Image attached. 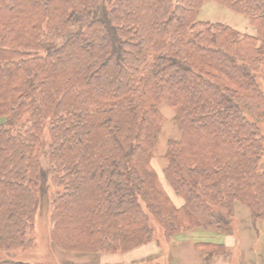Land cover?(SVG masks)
<instances>
[{
  "label": "trees",
  "instance_id": "trees-1",
  "mask_svg": "<svg viewBox=\"0 0 264 264\" xmlns=\"http://www.w3.org/2000/svg\"><path fill=\"white\" fill-rule=\"evenodd\" d=\"M208 1L256 34L200 20ZM263 83L264 0H0V264L231 234L237 204L264 220V133L246 116L264 120ZM163 105L180 207L152 165Z\"/></svg>",
  "mask_w": 264,
  "mask_h": 264
},
{
  "label": "rangeland",
  "instance_id": "rangeland-1",
  "mask_svg": "<svg viewBox=\"0 0 264 264\" xmlns=\"http://www.w3.org/2000/svg\"><path fill=\"white\" fill-rule=\"evenodd\" d=\"M104 0H98V2H103ZM200 20L209 21L212 23H224L227 24L243 33L248 34H256V30L250 22L249 17L246 14L238 13L232 11L225 6L214 2L208 1L206 2L198 15ZM262 84V83H261ZM264 85V83H263ZM264 89V87H263ZM162 113L165 117L162 130L159 134L158 141L155 148L154 158L152 160V165L158 173V176L161 180V184L164 186L165 190L168 191L169 196L172 201L177 206H182L184 204V200L176 195L173 191L167 180L164 176V170L167 166V158L165 157L168 142L171 139H179L180 132L177 127V124L174 121V111L167 105L162 106ZM246 116L251 121L255 122L258 127H260L261 131L264 133V120H259L253 116L251 112L246 110ZM261 170L264 171V155L262 157ZM55 187L49 188L47 193H52L55 191ZM49 195V194H48ZM46 195V197H48ZM49 199V198H48ZM50 201V199H49ZM50 210L51 205L48 203L47 199L43 200L40 207V216H38V225L41 227H34V234L41 235L46 232L48 234L49 227L45 226L43 223H50ZM234 217H235V227L234 231L231 234L219 233L222 234V238L229 236L230 238H234L235 240L229 244L228 253L225 258L221 261V263L226 264H264V243L263 245L255 246L254 243H257L258 240L264 238V222L260 221L259 226L257 225L258 221H254L252 219V215L250 209L237 204L234 207ZM238 214V215H237ZM43 221V222H42ZM258 227V228H257ZM204 237V236H203ZM37 238V237H35ZM212 239V238H209ZM37 240V239H36ZM248 246V244H250ZM186 245L187 247L191 246L189 240L186 239H177L176 242L172 241L171 243L161 242L160 245L154 242L149 243L147 245H143L129 252H115V253H105L101 255H82L77 253H69L67 255L62 254L59 250H55L57 255L61 258V260L56 257L58 260L57 263L62 264H141L145 261H154L159 264H181L183 259L175 257V249L174 247L180 245ZM151 251L154 247L153 254L148 256L143 261L140 260L139 256L142 253H139V250H145V246H150ZM251 248V249H250ZM157 249V250H156ZM249 253H245L246 251ZM148 251V249H147ZM14 254V253H13ZM136 259H134V258ZM139 258V259H137ZM40 259V255L38 257ZM54 263H55V258ZM130 259V260H129ZM28 261V260H27ZM53 263V262H52Z\"/></svg>",
  "mask_w": 264,
  "mask_h": 264
},
{
  "label": "crops",
  "instance_id": "crops-1",
  "mask_svg": "<svg viewBox=\"0 0 264 264\" xmlns=\"http://www.w3.org/2000/svg\"><path fill=\"white\" fill-rule=\"evenodd\" d=\"M178 207H180V206H178ZM262 222H264V220H262ZM259 224H260V221H258L257 225L259 226ZM219 233H221V232L211 230V229H194V230L187 231V232H184V233L177 235L174 238V242H176L177 239H186V240H189L190 245L192 243V247L191 246L187 247L184 244L174 247V249L176 251L175 257L183 259L181 264H226V263H221V261L225 258V256L228 253L229 244L232 243L235 239L230 238L229 236H226V234L224 235L225 237L222 238V236H221L222 234H219ZM209 238H212V239H209ZM263 243H264V238H262L261 240H258L257 243H254L253 245H255V246H257V244L263 245ZM197 244H222L226 248V255H224V256L215 255V253L213 251H207V250H203V249L198 248ZM249 245H251V243L248 244V246ZM151 247H152V245L145 246V248H144L145 250H142V251L139 250V253H142V255L139 256L141 261L146 259L148 256L152 255L153 250L155 248L153 247L152 251H151L150 250ZM147 249H148V251H147ZM250 249L248 251H246L245 253H249ZM153 254H155V253H153ZM139 258H137V259H139ZM134 259H136V258H134ZM251 264H253V263H251Z\"/></svg>",
  "mask_w": 264,
  "mask_h": 264
}]
</instances>
